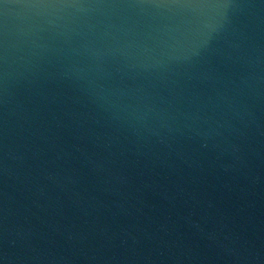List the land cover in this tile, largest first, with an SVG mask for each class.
Here are the masks:
<instances>
[{"label":"water","instance_id":"1","mask_svg":"<svg viewBox=\"0 0 264 264\" xmlns=\"http://www.w3.org/2000/svg\"><path fill=\"white\" fill-rule=\"evenodd\" d=\"M250 3L159 84L212 117L202 134L137 133L54 68L15 86L0 264H264V4Z\"/></svg>","mask_w":264,"mask_h":264},{"label":"clouds","instance_id":"2","mask_svg":"<svg viewBox=\"0 0 264 264\" xmlns=\"http://www.w3.org/2000/svg\"><path fill=\"white\" fill-rule=\"evenodd\" d=\"M254 7L250 0H0V102L54 68L137 133L202 134L212 117L186 110L159 84L196 63L238 11Z\"/></svg>","mask_w":264,"mask_h":264}]
</instances>
